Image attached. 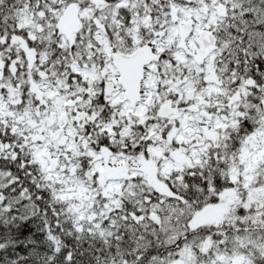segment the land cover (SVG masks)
I'll list each match as a JSON object with an SVG mask.
<instances>
[{
	"label": "snow or ice",
	"instance_id": "1",
	"mask_svg": "<svg viewBox=\"0 0 264 264\" xmlns=\"http://www.w3.org/2000/svg\"><path fill=\"white\" fill-rule=\"evenodd\" d=\"M0 264H264V0H0Z\"/></svg>",
	"mask_w": 264,
	"mask_h": 264
}]
</instances>
